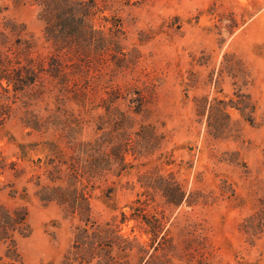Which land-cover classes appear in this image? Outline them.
Instances as JSON below:
<instances>
[{
  "label": "trees",
  "instance_id": "obj_1",
  "mask_svg": "<svg viewBox=\"0 0 264 264\" xmlns=\"http://www.w3.org/2000/svg\"><path fill=\"white\" fill-rule=\"evenodd\" d=\"M38 7L43 24L45 52L28 35L25 26L4 19L0 26V130L16 119L26 136L43 140L15 142L7 153L0 145V264H24L19 241L30 236L27 206L30 196L44 204H55L71 223V239L60 264H172L171 256L188 263L201 254L206 237L200 224L187 225L185 238L174 244L170 237L172 212L181 207L211 206L219 199L236 196L234 183L219 178L217 191L187 189L185 181L163 166L174 164L171 154L160 153L158 164L140 173V191L120 212L106 221L94 214L92 199L100 184L131 170L133 160L152 158L160 151L164 135L151 123L133 129L134 117L144 115L153 100L154 85L143 89L120 85L119 77L131 76L141 55L128 48L121 20L106 16L118 0H25ZM200 52L191 66L208 67ZM224 76L230 79L232 95L222 94ZM194 120L204 128L208 143L238 140L241 123L256 125V102L247 92L250 72L234 53H225L218 68L205 77L187 71L182 79ZM205 93H196L198 90ZM53 107L44 112L32 107L45 99ZM235 111L239 118H233ZM85 127L92 136L82 138ZM6 137V136H4ZM0 134V141L4 139ZM213 164L238 169L248 177L249 169L238 151H222ZM150 160L142 166L152 163ZM201 176V173L198 175ZM217 177V176H216ZM111 190L106 197H109ZM135 225L128 234L122 226ZM142 230L147 240L132 235ZM246 241L264 234V195L253 212L239 224ZM171 255V256H170ZM202 255V254H201ZM197 264H205L201 257Z\"/></svg>",
  "mask_w": 264,
  "mask_h": 264
},
{
  "label": "rangeland",
  "instance_id": "obj_2",
  "mask_svg": "<svg viewBox=\"0 0 264 264\" xmlns=\"http://www.w3.org/2000/svg\"><path fill=\"white\" fill-rule=\"evenodd\" d=\"M105 15H116L121 20L124 44L135 47L141 55L131 76L119 77L117 83H130L131 89L154 85L153 100L144 115L134 117L131 131L138 124L151 123L164 140L155 156L135 161L128 156L133 163L131 170L100 184L92 199L95 216L106 221L120 212L128 214L129 204L141 190L138 175L158 164L154 160L160 153L171 154L174 164L163 166L162 171L175 172L187 189L217 191L219 178H227L236 192L235 197L219 199L211 206L181 207L172 212L170 237L174 244L179 246L187 225L193 222L200 224V232L206 237L202 255L196 254L190 263L170 255L172 264H197L201 257L205 264H264V234L250 244L239 230V224L264 195V0H118ZM7 18L22 23L37 41L38 49L46 51L36 5L25 0H0V26ZM201 51L209 58L208 67L191 66L192 56H199ZM225 53H234L250 72L247 92L257 105V124L242 122L238 140L208 143L203 126L194 120L190 101L194 92L187 91L185 97L182 79L189 70L205 77L212 68H218ZM221 89L222 94L216 95H232L233 87L226 76ZM205 92L200 89L196 93ZM47 106L53 107L49 98L32 108L44 112ZM231 115L239 118L235 111ZM27 131L16 119L10 120L0 130L1 136H6L0 145L9 153L15 145L5 144L8 136L15 142L43 140L26 136ZM91 136V128L85 127L82 138ZM227 150L240 153L250 171L248 177L231 166L213 164L214 156ZM150 160L153 162L142 166ZM0 200L6 199L0 196ZM17 203L27 206L31 228L30 236L19 241L24 264H60L70 244L71 223L62 218L55 204H44L33 196ZM134 225L129 221L122 231L128 234ZM132 235L147 240L138 228Z\"/></svg>",
  "mask_w": 264,
  "mask_h": 264
}]
</instances>
